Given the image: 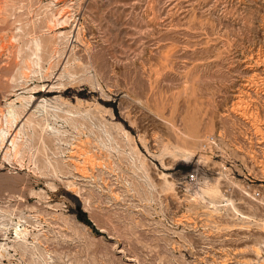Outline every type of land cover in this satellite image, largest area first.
Segmentation results:
<instances>
[{
  "label": "rangeland",
  "instance_id": "1",
  "mask_svg": "<svg viewBox=\"0 0 264 264\" xmlns=\"http://www.w3.org/2000/svg\"><path fill=\"white\" fill-rule=\"evenodd\" d=\"M11 113L0 264H264V0H0Z\"/></svg>",
  "mask_w": 264,
  "mask_h": 264
},
{
  "label": "bare ground",
  "instance_id": "2",
  "mask_svg": "<svg viewBox=\"0 0 264 264\" xmlns=\"http://www.w3.org/2000/svg\"><path fill=\"white\" fill-rule=\"evenodd\" d=\"M10 115V114H9ZM18 118L16 117V115H11L8 116L5 120V125L4 123L2 122L1 123V126H0V130L2 131V135H1V143H0V146L3 145L4 143V140H5V136L6 134L10 133L14 127V124L15 122H17ZM18 153H19V150L17 148V143H16V140H15V137H13L11 139V145L7 148L6 152H5V155L7 154H10V156H12L13 158H17L18 156ZM204 157V156H203ZM207 158V157H206ZM205 159V158H204ZM222 164V163H221ZM200 165V164H199ZM223 165V164H222ZM225 167V166H224ZM226 169V168H225ZM228 172V170H227ZM225 173V172H224ZM223 173V174H224ZM203 175V174H202ZM199 178V177H198ZM170 184V183H169ZM173 185V184H172ZM171 185V186H172ZM194 186V188H193ZM188 189H193V193L192 195H197V196H204L205 194H208V195H218L220 193V189L219 187L217 186V184L215 182H211L207 179H198L197 181H194L193 184H190L187 186ZM190 191V190H189ZM227 196V194H226ZM225 196V197H226ZM206 198V197H205ZM234 205V204H233ZM185 220V219H184ZM19 224L17 223L16 224V227H15V234L16 236H19V235H22V234H25L26 232H28L26 230V228H19L18 227ZM25 236V235H24Z\"/></svg>",
  "mask_w": 264,
  "mask_h": 264
},
{
  "label": "built area",
  "instance_id": "3",
  "mask_svg": "<svg viewBox=\"0 0 264 264\" xmlns=\"http://www.w3.org/2000/svg\"><path fill=\"white\" fill-rule=\"evenodd\" d=\"M255 194H256L257 197L261 196V192L260 191H256Z\"/></svg>",
  "mask_w": 264,
  "mask_h": 264
}]
</instances>
